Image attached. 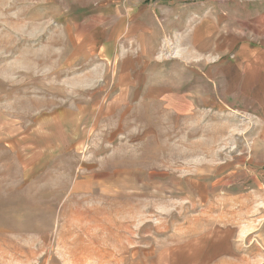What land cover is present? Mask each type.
<instances>
[{"label":"rangeland","instance_id":"rangeland-1","mask_svg":"<svg viewBox=\"0 0 264 264\" xmlns=\"http://www.w3.org/2000/svg\"><path fill=\"white\" fill-rule=\"evenodd\" d=\"M172 5L0 0V264H264V0Z\"/></svg>","mask_w":264,"mask_h":264},{"label":"crops","instance_id":"crops-1","mask_svg":"<svg viewBox=\"0 0 264 264\" xmlns=\"http://www.w3.org/2000/svg\"><path fill=\"white\" fill-rule=\"evenodd\" d=\"M178 1L179 0H170L168 2L159 3V4H166V5H168V4L172 5L173 4L172 6H176ZM153 16L156 17L157 15L156 14L152 15V18H153ZM172 16H173V13L171 11L169 13L163 14V16H161V18H163V19H168L169 18L170 19V18H172ZM242 53H243L242 55H244L245 50H243ZM252 53H253V55L257 56L258 58H256V59L255 58H251L250 55H249V59H250L249 61H246L245 59H242V61H240V63H236V66H239L238 68H243V70H244V72L242 70V74H241L242 80H244V81H245V77L246 76H250V74H249L250 72H249V70H247V68L252 66L251 63L256 65V67H257V69L259 71L258 76L262 75V74L264 75V49L260 46L258 48H255ZM251 59H253L252 62H251ZM228 64H226V66H228ZM223 66H225V65L223 64ZM225 69H226V67H225ZM225 69H223V70H225ZM255 77H256V75L253 78H255ZM175 261H176V263H174ZM182 263H183L182 261L178 262L177 260H174V258H173L172 262L171 263L169 262L168 264H182Z\"/></svg>","mask_w":264,"mask_h":264},{"label":"built area","instance_id":"built-area-1","mask_svg":"<svg viewBox=\"0 0 264 264\" xmlns=\"http://www.w3.org/2000/svg\"><path fill=\"white\" fill-rule=\"evenodd\" d=\"M144 1H147L149 3H165V2H168L170 0H144Z\"/></svg>","mask_w":264,"mask_h":264}]
</instances>
